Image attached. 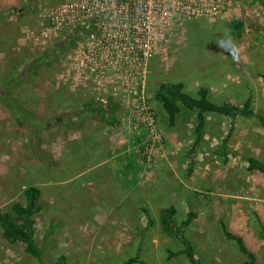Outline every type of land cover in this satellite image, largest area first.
I'll list each match as a JSON object with an SVG mask.
<instances>
[{
    "label": "rangeland",
    "instance_id": "374dc122",
    "mask_svg": "<svg viewBox=\"0 0 264 264\" xmlns=\"http://www.w3.org/2000/svg\"><path fill=\"white\" fill-rule=\"evenodd\" d=\"M42 1H23V17L0 16V84L26 69L36 71L30 83L14 91L26 108L40 115L77 110L95 98L118 105L116 125L91 123L78 132L54 127L42 134L39 157L31 154L23 132L0 106V209L21 201L26 184L47 194L35 216V240L44 263L63 256V264H122L137 256V264H188L182 256L167 259L166 251L181 249L158 227L159 209L171 205L176 226L187 213L195 214L185 234L201 264L245 260L223 239L218 221L242 238L257 264H264V176L246 171L248 158L264 161V127L255 119L205 114L201 140L189 156L195 113L180 107L169 126L154 100L159 84L178 82L193 96L206 88L212 102L240 105L250 97L253 111L264 116V0H230L220 19L176 17L160 28L167 55L163 58L158 51L145 76L151 126L136 114V104L123 102L121 88L83 84L84 75L74 65L76 48L48 67L43 64L42 54L72 29H50L42 39L40 21L53 7L73 0H54L51 6ZM233 20L243 23L238 40L227 33ZM114 78L121 75L114 73ZM229 125L233 130L224 146V164L215 152ZM71 151L84 169L70 178L71 171L82 167ZM39 159L52 165L51 174L37 175ZM100 181L109 185L100 186ZM0 264L38 262L21 245H8L0 237Z\"/></svg>",
    "mask_w": 264,
    "mask_h": 264
},
{
    "label": "trees",
    "instance_id": "16d2710c",
    "mask_svg": "<svg viewBox=\"0 0 264 264\" xmlns=\"http://www.w3.org/2000/svg\"><path fill=\"white\" fill-rule=\"evenodd\" d=\"M19 11L20 9L13 8L11 11H8V13L4 14L1 12V16L19 13ZM242 28L243 23L241 20H233L227 26V33L233 39L238 40L241 37ZM84 34L85 31L76 28L72 30L65 39L52 43L41 56L43 64L47 67L50 66L53 60L74 48L76 41ZM35 74L36 71L26 69L9 83L5 85L0 84V106L3 111L12 118L15 126L23 132V136L28 142L29 150L35 157L40 156L38 150L40 149L42 141L41 135L46 134L54 127H61L65 130L78 132L84 130L87 125L91 123L104 124L107 126L117 124L118 105L112 99H108L104 103L91 100L77 110L61 112L57 115L50 113L40 115L26 108L24 103H21L17 98L14 89L23 83H30ZM154 100L163 110L169 126L174 124L175 118L180 112V107L195 113L194 137L189 156L201 140L202 130L206 122L205 114L227 118L239 117L243 119H255L260 126L264 127V116L256 114L253 111L250 97H247L240 105L227 102L217 103L208 99L207 89L204 87L198 88L193 96L184 91L182 83L167 82L161 83L156 87L154 91ZM41 127H44L42 131ZM232 130L233 125H229L226 138L220 143L215 152L224 164L227 162L224 146ZM77 155H75V151H71L72 158H75L77 162L81 163L82 167L71 171L70 178L76 171L84 169L82 160ZM39 160H41V168L37 171V175L46 176L47 174H51L52 165L46 163V161L42 159ZM246 162L248 164L246 168L247 172H256L264 176V161L248 158ZM70 165H72V163ZM37 175H35L34 180H40ZM53 189L51 191H53ZM20 195L21 201H12L6 208L0 209V237L8 245H21L24 254L34 258L38 264H45L43 252L35 240L34 226L35 216L43 207L41 198L47 194L42 192V189L36 187L34 184H26L20 191ZM143 213L147 226H152L153 222L150 215L146 211H143ZM175 213V208L171 205H167L158 211V227L160 233L172 236L181 246V249L177 252L166 251L167 259L182 256L188 264H201L195 256L192 241L186 237L185 234V229L189 227L192 220L195 219V214L192 212L187 213L180 225L176 226L174 223ZM218 222L223 239L232 242L239 255L245 258L242 264H257L256 257L245 246L242 238L229 231L222 221ZM258 225L261 226L259 223ZM260 228L262 231V227ZM63 261L64 257L60 256L52 264H63ZM137 263H139V261L137 256H135L124 261L122 264Z\"/></svg>",
    "mask_w": 264,
    "mask_h": 264
},
{
    "label": "built area",
    "instance_id": "2783aa9c",
    "mask_svg": "<svg viewBox=\"0 0 264 264\" xmlns=\"http://www.w3.org/2000/svg\"><path fill=\"white\" fill-rule=\"evenodd\" d=\"M229 3L230 0H73L53 7L42 17L41 34L44 39L50 29L85 31L73 50L76 55L79 51L74 65L84 75L83 84L121 88L118 95L123 102L136 104V114L141 113L151 126V112L145 106V76L148 62L158 51H162L163 58L167 55L160 28L176 17L220 19ZM114 73L121 78L115 79ZM94 101L105 102L100 98Z\"/></svg>",
    "mask_w": 264,
    "mask_h": 264
},
{
    "label": "crops",
    "instance_id": "0c3cea01",
    "mask_svg": "<svg viewBox=\"0 0 264 264\" xmlns=\"http://www.w3.org/2000/svg\"><path fill=\"white\" fill-rule=\"evenodd\" d=\"M23 1H25V0H0V5H2L3 4V6H5L4 8H2L1 10L2 11H0V16L2 15V13H8V11H11V9H13V8H19L20 9V11L21 12H25L26 11V9L23 7V5L22 4H24V2ZM39 1V0H38ZM44 4H46V6H51V5H54L56 2H54V0H43L42 1ZM3 6H0V8L1 7H3ZM2 12V13H1ZM10 13V12H9ZM7 15H12V16H16V15H18V16H20V17H23L22 15H21V13H20V15H19V13H12V14H7ZM7 15H5V16H7ZM76 175H78V174H76ZM101 184H109L108 182H102V181H100L99 182V185H101ZM104 186H106V185H104ZM110 196V195H109ZM105 202V201H104ZM34 230H35V226H34Z\"/></svg>",
    "mask_w": 264,
    "mask_h": 264
}]
</instances>
